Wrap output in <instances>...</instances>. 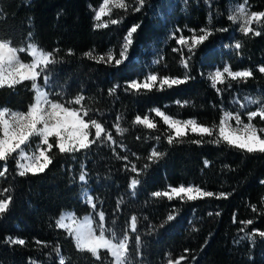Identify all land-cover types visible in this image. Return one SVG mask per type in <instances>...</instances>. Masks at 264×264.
<instances>
[{
	"label": "trees",
	"instance_id": "obj_1",
	"mask_svg": "<svg viewBox=\"0 0 264 264\" xmlns=\"http://www.w3.org/2000/svg\"><path fill=\"white\" fill-rule=\"evenodd\" d=\"M101 1L0 0V36L11 38L17 46L35 42L45 50H59L55 56L58 63L50 66L52 85L48 90L62 92L65 99L83 93L85 105L117 141L111 146L94 144L74 154H60L53 148V162L37 175L20 177L15 174L14 160L7 161L9 171L0 178V189L10 188L13 200L0 216V264H58L56 247L66 264H101L90 253L78 251L66 230L55 226L65 210L78 218L93 214L81 198V165L89 174L86 187L96 210L105 213L107 227L120 233L130 217L137 216V232L129 233L133 264H167L180 256L186 257L182 264H264V237L257 234L249 239L245 234L264 231V153H247L224 142L210 143L215 135L201 139L191 132L169 144L171 131L151 111L160 108L173 117L193 118L209 127L218 125L223 111L239 112L241 119L248 121L247 112L258 105L241 108L240 103H247L245 97L264 100V73L258 70L264 66V22L252 25L261 32L259 36H245L227 19L230 3L243 0H145L140 11L134 10V0H126V11L118 9L104 18L108 27L97 28L94 12ZM247 7L250 12L264 11V0H248ZM111 19L120 22L112 25ZM133 25L139 27L127 59L118 67L84 55L91 51L99 56L111 50L119 58L123 37ZM202 28L211 30L212 35L191 53L176 43L180 35L190 37V30L202 34ZM223 28L228 31H217ZM237 41L242 45L239 50L234 48ZM189 56V68L185 69L182 57ZM21 58L30 61L26 54ZM224 66L232 71L251 69L253 76L233 81L225 74L226 82L217 85V92L208 74ZM149 73L180 79L187 74L190 79L164 90L125 91L127 82L143 81ZM39 82L43 86V80ZM114 85L119 88L109 95ZM33 95L30 82L0 88V107L26 110ZM136 115H148L157 127L134 125ZM117 116L121 127L128 129L122 136L113 127ZM252 122L264 128L259 117ZM197 139L200 144L192 143ZM113 148L128 160L117 159ZM153 148L164 154L155 162L148 160ZM133 163L142 170L139 176L129 170ZM3 164L0 162V170ZM133 177L141 181L134 195L128 187ZM180 185L199 186L216 195L195 201L151 195ZM219 193L227 195L217 198ZM169 214L175 219L167 221ZM249 219L251 225L241 223ZM136 235L141 238L138 251ZM9 237L22 238L26 244L12 245L7 242ZM101 256L103 264H108L107 253L102 250Z\"/></svg>",
	"mask_w": 264,
	"mask_h": 264
},
{
	"label": "snow or ice",
	"instance_id": "obj_2",
	"mask_svg": "<svg viewBox=\"0 0 264 264\" xmlns=\"http://www.w3.org/2000/svg\"><path fill=\"white\" fill-rule=\"evenodd\" d=\"M144 3L145 0H134V10L140 11ZM247 4L248 0H243V2L237 4L227 19L233 24H239V31L243 35L248 36L252 34L259 36L261 32L256 31L252 25L254 23L259 25L264 22V11L250 12ZM128 7L129 5L126 3V0H102L98 10L94 12V19L100 22L96 24V27H108V22H101L102 18L111 17L113 9L126 11ZM119 22L118 19L110 20L112 25ZM209 22H211V16L209 17ZM138 27L139 25H133L127 30L126 35L123 37L119 58L111 50L99 56H94L91 51L86 52L84 55L94 59L97 63H105L118 67L127 59L129 48L133 43V35ZM177 31L180 30L177 29ZM190 31L192 32L190 37L180 35L176 39V43L182 47H187L189 53L212 35V31L206 28L200 29L202 33L200 35H197L196 30ZM217 31H228V29H217ZM31 36L32 34L29 32L28 37L30 41ZM173 37L175 38V34H173ZM241 47L242 45L239 41L234 45V48L237 50ZM173 50L179 51L180 49ZM58 51L45 50L35 42H29L26 46H17L11 38L0 36V88H14L16 85L30 82L31 90L34 93L33 101L28 104L26 110H12L8 107H0V162H4L2 170H0V178L5 177L9 171L7 164L9 159L15 162V174L24 177L29 174L37 175L43 173L53 162L51 154L53 148L58 149L60 154H74L86 151L92 145L98 143H107L109 146L117 144L112 132L106 129L104 124L95 118L93 110L85 105L86 97L83 93L65 99L62 92L53 94L48 90L52 85L50 66L58 63L55 58ZM21 54H26L30 58V61L26 62L23 60ZM68 54L71 55L72 51L69 50ZM190 59L191 56L187 59L182 57V64L185 69L189 68L188 61ZM258 70L264 73V66H260ZM225 74L233 81L238 79L246 81L253 76V71L251 69L232 71L229 66H224L222 71L216 69L210 72L208 79L211 82V87L216 89L217 92H220L217 85L226 82ZM41 79L43 80V86L39 82ZM188 79L190 77L187 74L183 79H180L169 76L158 77L157 74L149 73L143 81L134 79L127 82L125 91L131 90L139 94L141 91L151 92L154 88L164 90L165 87L172 88L175 85L186 83ZM118 88L119 85H114L108 90V94H114ZM244 100L247 103L241 102V108H246L248 105L253 104L258 105L256 110L247 112V123L241 120L239 112L223 111L218 125L214 124L209 127L198 123L193 118L187 120L176 119L161 111L160 108H153L151 111L155 112V115L160 117L171 131L172 134L167 136L169 144L191 132L200 136L201 139L204 136L212 137L215 135L216 138L210 140V143L219 144L224 142L229 147L247 153H264V128H257L252 122L256 117L264 120V100L249 97H245ZM180 103V101H177V104ZM183 103L187 104L188 101H184ZM100 115L103 114L100 113ZM116 119L117 122L113 124V127L116 133L122 136L128 129L121 127L119 123L121 118L119 116ZM233 120L235 121V126L230 123ZM132 123L134 125H143L147 129H155L157 127L148 115H144L143 117L136 115ZM156 139L159 140L160 137H156ZM201 139L193 140L192 143L200 144ZM33 141H35L34 144ZM120 147L123 149L124 146L121 144ZM112 151L117 159L128 160L126 155L123 157L119 156L115 148ZM133 155L135 154L133 153ZM163 155V153L153 148L148 156V160L155 162ZM204 163L206 167L209 164L207 160ZM147 167L148 165L145 164L144 168L146 169ZM125 168L128 169L127 164ZM129 170L132 173H136V176H139L142 171L141 169H137L134 163L131 164ZM88 176L89 174L85 166L81 165V171L78 176V180L82 185L81 198L92 209L93 214L78 218L74 213H62L55 221V226L66 230L67 234L73 239L75 248L78 251L90 253L96 261H101V264H103L102 250L107 253V257H110L108 264H133L130 256V246L133 238L129 233L137 232V216L132 215L130 222L120 233L116 231L115 227H107L105 213L102 210H96L97 205L94 202V198L86 187ZM140 183L141 181L138 178H131L128 187L133 190V195ZM261 183L264 184V181H261ZM10 192V188L0 189V216L9 210V206L12 203L13 197ZM151 195L155 198L164 197L168 200L195 201L213 197L216 194L211 191H205L199 186L180 185L178 187L169 186L166 191H154ZM226 195L225 193H219L217 198L225 197ZM252 207L255 211V206L253 205ZM209 215H212V213H209ZM174 219L175 217L172 214L167 216V221ZM115 223V221H112L113 225ZM241 223L247 226L251 225L253 221L249 219ZM240 231L245 232V228H241ZM245 234L249 239L257 234L260 237H264V231L259 230H253L251 233L246 232ZM134 240L138 251L141 238L139 235H136ZM7 242L20 246L26 244V241L22 238L9 237L7 238ZM37 243L42 242L37 241ZM54 251L58 256V264H66L65 258L60 255L59 247H56ZM185 251L187 252L188 250L186 249ZM185 259V256H180L175 260L169 259L167 264H182V261Z\"/></svg>",
	"mask_w": 264,
	"mask_h": 264
},
{
	"label": "rangeland",
	"instance_id": "obj_3",
	"mask_svg": "<svg viewBox=\"0 0 264 264\" xmlns=\"http://www.w3.org/2000/svg\"><path fill=\"white\" fill-rule=\"evenodd\" d=\"M101 3H102V1H101ZM101 3H100V4H101ZM100 4H99V6H100ZM237 4H239V2L232 1V2L230 3V7H229L230 12L235 8V6H236ZM99 6L97 7L96 10H98ZM117 10H118V9H113L112 15L115 14V13H117ZM104 18H105V17L102 18V21H101V22H107ZM96 23H100V22L96 21ZM237 26H238V28H239V24H237ZM216 69H219V68H213V69H211V70L209 71V73L215 71ZM220 70L222 71L223 68L220 69ZM231 112H233V111H231ZM233 113H236V112H233ZM175 118H176V117H175ZM176 119H179V118H176ZM180 120H181V119H180ZM186 120H187V119H186ZM241 120H243V119H241ZM243 121H244V120H243ZM244 122L247 123L248 121H244ZM230 123H232V125L235 126V121H234V120L231 121ZM63 213H73V212H72L71 210H65ZM86 216H87V215H86ZM66 222H67V221H66Z\"/></svg>",
	"mask_w": 264,
	"mask_h": 264
}]
</instances>
